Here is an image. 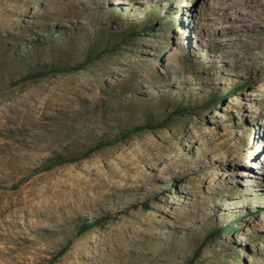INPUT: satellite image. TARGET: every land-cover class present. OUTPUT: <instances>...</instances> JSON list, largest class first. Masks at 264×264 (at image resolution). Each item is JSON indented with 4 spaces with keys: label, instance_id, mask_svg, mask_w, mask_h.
<instances>
[{
    "label": "rangeland",
    "instance_id": "1",
    "mask_svg": "<svg viewBox=\"0 0 264 264\" xmlns=\"http://www.w3.org/2000/svg\"><path fill=\"white\" fill-rule=\"evenodd\" d=\"M233 2L0 0V264H264V57Z\"/></svg>",
    "mask_w": 264,
    "mask_h": 264
},
{
    "label": "bare ground",
    "instance_id": "2",
    "mask_svg": "<svg viewBox=\"0 0 264 264\" xmlns=\"http://www.w3.org/2000/svg\"><path fill=\"white\" fill-rule=\"evenodd\" d=\"M233 3L249 10V19L243 22V28L235 34V40L259 52V57H264V0H234ZM255 58L258 56L250 54L246 59L253 63ZM260 169L264 171V161L261 162Z\"/></svg>",
    "mask_w": 264,
    "mask_h": 264
},
{
    "label": "trees",
    "instance_id": "3",
    "mask_svg": "<svg viewBox=\"0 0 264 264\" xmlns=\"http://www.w3.org/2000/svg\"><path fill=\"white\" fill-rule=\"evenodd\" d=\"M58 69H55V68H52V69H50V70H48V71H43V72H37V73H35V75H33V77L34 78H36V77H42V76H44L45 74H47V73H50V72H55V71H57ZM74 70H77V67L76 68H74ZM129 133H125V134H123V135H120V138L119 139H121V138H125L126 136H129L128 135ZM117 142V140H115V141H112V142H103V143H99V144H97L95 147H93V148H90V149H88L85 153H84V156L86 157V156H89L90 154H92L93 152H95V151H97V150H99V149H101V148H103V147H105V146H110V145H113L114 143H116ZM53 161V160H52ZM54 163H53V165H61V164H63L65 161H59V160H57V161H53ZM97 221H94L93 223H89V224H87V225H82L81 227H80V229L78 230V234H82L84 231H86V230H88L93 224H95ZM63 252V251H62ZM61 254V253H60Z\"/></svg>",
    "mask_w": 264,
    "mask_h": 264
}]
</instances>
